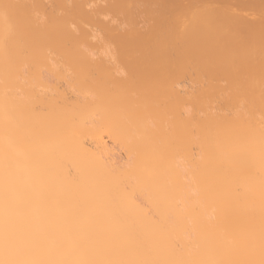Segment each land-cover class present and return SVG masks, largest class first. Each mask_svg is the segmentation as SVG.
Returning <instances> with one entry per match:
<instances>
[{
  "label": "bare ground",
  "instance_id": "bare-ground-1",
  "mask_svg": "<svg viewBox=\"0 0 264 264\" xmlns=\"http://www.w3.org/2000/svg\"><path fill=\"white\" fill-rule=\"evenodd\" d=\"M0 264H264V0H0Z\"/></svg>",
  "mask_w": 264,
  "mask_h": 264
},
{
  "label": "rangeland",
  "instance_id": "rangeland-1",
  "mask_svg": "<svg viewBox=\"0 0 264 264\" xmlns=\"http://www.w3.org/2000/svg\"><path fill=\"white\" fill-rule=\"evenodd\" d=\"M100 2H101V1H100ZM241 11H242V10H241ZM243 12H244V11H243ZM244 13H245V12H244ZM116 14H117V13H114L113 16L116 15ZM117 15H118V16H117ZM117 15H116V17H114V18H118L120 22H121V21H127L126 18H125L126 14H124L125 16H124L123 14L121 15L123 18L120 16V14H117ZM249 16H250V18L247 17V18H248V19L246 18L247 20L251 19V15H249ZM124 18H125V20H123ZM121 19H122V20H121ZM128 19H129V17H128ZM116 20H117V19H116ZM117 21H118V20H117ZM247 34H248V33H247ZM248 36H249V35H248ZM248 36H246V38H247ZM101 51H102V50H101ZM190 75H191V74H189L188 77H189ZM195 76H196V75H195ZM188 77L185 76V79H184L183 77L181 78V79H183L182 82H183L184 86H185L188 82H189V83L191 82V81H190V78L194 77V75H193V76L191 75L190 78H188ZM187 78H188V79H187ZM195 78H196V77H195ZM195 78H194V79H195ZM181 79L179 80L180 83H182V82H181ZM192 79H193V78H192ZM192 79H191V80H192ZM194 79H193V80H194ZM189 83H188V84H189ZM191 83L193 84V81H192ZM191 83H190V84H191ZM183 84H181V85H183ZM190 84H189V86H188V85H186V86L191 87L192 84H191V85H190ZM62 85H63V82H62ZM186 86H185V87H186ZM186 88H187V87H186ZM107 137H109V136H104V138H106L105 140L108 142V144H111V145H112V144H113V143H112V140H109V138H107ZM118 151H120V150H118ZM118 154H119V155H118ZM118 154L116 155L117 157L120 156V154H121V155L123 154L121 157H118V158H122L123 160H125V159H124V158H125V153H123L122 151H120V152H118ZM123 156H124V157H123Z\"/></svg>",
  "mask_w": 264,
  "mask_h": 264
}]
</instances>
